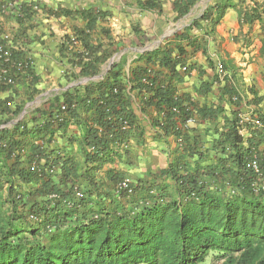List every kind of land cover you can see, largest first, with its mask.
Listing matches in <instances>:
<instances>
[{
    "label": "crops",
    "instance_id": "obj_1",
    "mask_svg": "<svg viewBox=\"0 0 264 264\" xmlns=\"http://www.w3.org/2000/svg\"><path fill=\"white\" fill-rule=\"evenodd\" d=\"M176 1L0 0V44L20 52L17 60L30 63L29 71L14 75L12 85L0 82V130L19 132L14 139L20 147L8 157V166L17 161L18 169L26 167L25 154L33 147L42 155L30 165L33 170L45 168L46 178L64 190L63 160L69 159L79 166L76 178L86 190L90 177L106 188L112 186L110 175L131 184L150 179L179 156L192 168L215 165L221 141L235 119L264 112V34L258 22L241 24L236 7L225 9L213 25L216 7L240 0H199L182 16ZM206 12L211 18L201 20ZM194 22L198 26H192ZM75 31L84 32L90 58H105L92 77L84 74L76 59L68 63L72 54L83 53L80 39L68 46L66 55L60 52L64 37L74 39ZM167 59L176 64L170 80L174 94L185 101L193 118L187 122L183 146L173 134L164 136L155 126L161 118L154 91L139 90L132 83V71L143 68L152 73L154 87L167 84L171 76L164 65ZM222 65L224 76L218 71ZM114 81L129 100L137 128L126 152L90 171L89 149L83 142L85 111L74 118L63 113L62 126L53 119L64 95L80 100L87 90L93 99L97 94L91 84ZM238 127L246 142L250 132L240 123ZM263 149L264 143L259 147ZM17 184L27 209L42 202L34 194L36 186Z\"/></svg>",
    "mask_w": 264,
    "mask_h": 264
},
{
    "label": "trees",
    "instance_id": "obj_2",
    "mask_svg": "<svg viewBox=\"0 0 264 264\" xmlns=\"http://www.w3.org/2000/svg\"><path fill=\"white\" fill-rule=\"evenodd\" d=\"M198 1L177 0L178 16ZM245 2L216 7L213 25L225 9L236 7L241 24L258 22L264 34V0ZM210 18L206 12L201 20ZM73 37L82 41L84 51L72 54L68 63L76 59L84 74L96 75L105 58H90L84 32L75 31ZM72 42L64 37L60 52L69 53ZM8 50L13 62L28 61L17 60L20 52ZM164 65L171 72L167 84L154 87L152 73L143 68L132 71V83L139 90L154 91L161 118L155 126L164 136L173 134L183 146L187 122L193 118L171 86L175 62L167 59ZM26 70L29 67L15 74ZM109 74L116 76L112 70ZM90 87L97 94L93 99L87 90L80 100L64 95L65 110L58 112L61 121L54 122L62 126L63 113L74 118L85 111L83 142L89 149L86 164H92L93 171L126 152L137 127L129 100L115 81ZM256 117L264 126V112ZM239 122L235 119L221 141L215 165L192 168L181 156L175 157L159 174L130 183L131 193L116 189L122 181L119 175L109 176L111 188L90 177L85 190L76 178L79 166L69 159L63 160L60 184L65 189L61 190L46 178L45 168L30 167L42 156L33 147L25 154L26 167L18 169L17 161L8 166V157L20 147L14 139L19 132L18 128L0 130V264H264V149L259 150L264 129L251 123L241 125L250 132L245 142L238 132ZM253 159L262 177L258 182L247 166ZM17 183L36 186L34 194L42 202L27 209L16 192ZM255 184L263 189H256ZM75 191L82 194L78 200H74Z\"/></svg>",
    "mask_w": 264,
    "mask_h": 264
},
{
    "label": "built area",
    "instance_id": "obj_3",
    "mask_svg": "<svg viewBox=\"0 0 264 264\" xmlns=\"http://www.w3.org/2000/svg\"><path fill=\"white\" fill-rule=\"evenodd\" d=\"M73 42H76L74 41V39H72ZM75 45V44H74ZM0 82L6 84L7 86L9 85H12L14 83V75L15 73L19 72V71H22L24 68L26 67H29L30 66V63L27 61V62H18V63H15L12 61L11 59V55L9 53V50L7 47L5 46H1L0 45ZM220 75L224 76L225 74V70L222 68V66H219V69H218ZM233 101H237V98L234 97L233 98ZM65 110V106L62 105L60 107V111H64ZM53 121H58L60 122L61 121V118H60V115L59 113H56ZM240 125H243L244 123H251L252 125L254 126H257L259 128H263L264 129V126L257 120V117H248V118H243V119H240ZM248 168L252 169L255 174H256V179H257V182L259 180H261V175H260V172L258 170V164H257V160L253 159L252 161L248 162L247 164ZM256 189H263V185L261 184H255L254 185ZM118 190H125L127 191V193H131V188H130V183L128 180H122L119 184H118ZM74 200H78L82 197V194L80 191H75L74 195Z\"/></svg>",
    "mask_w": 264,
    "mask_h": 264
},
{
    "label": "rangeland",
    "instance_id": "obj_4",
    "mask_svg": "<svg viewBox=\"0 0 264 264\" xmlns=\"http://www.w3.org/2000/svg\"><path fill=\"white\" fill-rule=\"evenodd\" d=\"M215 264H221V262H218V263L215 262Z\"/></svg>",
    "mask_w": 264,
    "mask_h": 264
}]
</instances>
